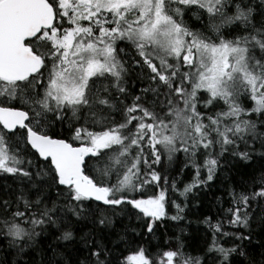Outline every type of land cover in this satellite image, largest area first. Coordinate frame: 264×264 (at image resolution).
Returning <instances> with one entry per match:
<instances>
[{
  "label": "snow or ice",
  "instance_id": "6c2138e0",
  "mask_svg": "<svg viewBox=\"0 0 264 264\" xmlns=\"http://www.w3.org/2000/svg\"><path fill=\"white\" fill-rule=\"evenodd\" d=\"M0 178V264H264V0H0Z\"/></svg>",
  "mask_w": 264,
  "mask_h": 264
},
{
  "label": "trees",
  "instance_id": "16d2710c",
  "mask_svg": "<svg viewBox=\"0 0 264 264\" xmlns=\"http://www.w3.org/2000/svg\"><path fill=\"white\" fill-rule=\"evenodd\" d=\"M192 25H197V22L190 21ZM129 56L132 55L131 51L128 53ZM130 87L135 88L136 82L133 81L129 85ZM250 103V102H249ZM171 176H176V173L172 171ZM192 176L190 173H186L184 176L178 177V188L182 190L183 184L190 182ZM218 182H214L213 186L209 189H201L198 191H194V193H190L187 202L189 204V208L186 209L185 215L186 220L179 222V226L186 229L185 233V241H186V251L191 253L192 255L200 254L197 251L196 245L200 236L203 234L204 225L198 223V221L202 218L203 215H215L216 213V202L215 196L222 195L221 190L217 186ZM5 184V181L0 178V185ZM171 199L177 200V202H183L185 200L184 197L179 196V192H170ZM170 212L174 214L175 209H170ZM191 221V223H189ZM172 224H176V222H170ZM173 232L179 235V228H174ZM171 234V233H169ZM153 243H156L154 241ZM153 251H156L153 249Z\"/></svg>",
  "mask_w": 264,
  "mask_h": 264
}]
</instances>
